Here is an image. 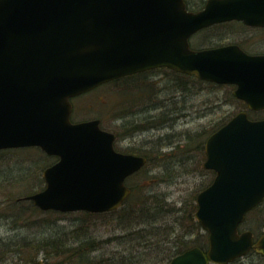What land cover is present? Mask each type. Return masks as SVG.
Returning <instances> with one entry per match:
<instances>
[{"label":"water","instance_id":"95a60500","mask_svg":"<svg viewBox=\"0 0 264 264\" xmlns=\"http://www.w3.org/2000/svg\"><path fill=\"white\" fill-rule=\"evenodd\" d=\"M264 25V0H209L191 12L184 0H0V149L38 146L58 160L46 186L24 197L42 210L105 212L130 195L126 179L147 157L116 150L100 119L72 122L71 97L157 67L196 73L264 108V55L236 46L192 50L189 37L230 19ZM203 166L216 175L197 195V220L209 247L194 246L167 264H228L264 233H238L264 198V118L236 113L206 140ZM25 264H47L43 259Z\"/></svg>","mask_w":264,"mask_h":264},{"label":"rangeland","instance_id":"374dc122","mask_svg":"<svg viewBox=\"0 0 264 264\" xmlns=\"http://www.w3.org/2000/svg\"><path fill=\"white\" fill-rule=\"evenodd\" d=\"M257 41L249 46L254 50L264 51V42H260L264 40ZM124 78L104 83L73 98L74 111L71 118L73 121L99 118L102 128L116 134L115 146L122 152L140 154L137 150L150 151L146 152L151 155L150 160L146 156L147 162L139 170L140 174L130 176L131 182L127 181V184H132L137 189L146 185L144 190L152 188L162 196L168 193V201H175L176 206H181L183 200L192 197L196 192L198 194L214 179L216 172L203 166L206 152L205 148L202 151V144H206L214 127L242 111L241 106L235 101L228 86L189 81L187 77L183 78L169 68H157ZM249 114L253 119L264 118V110L250 111ZM158 121L160 123L156 124ZM131 123L141 124L142 129L131 132ZM188 132H191L192 139L187 142ZM53 160L41 154L38 149L0 151V204L12 195L8 194L10 192L15 193L16 198L20 196L19 199L28 200L23 198L43 189L46 186L43 171ZM164 169L165 174L176 172L181 175L157 181L156 175L161 174ZM14 177L17 178L16 186L10 183ZM194 202L197 203V195ZM49 211L53 210H42L33 216L31 214L29 220L25 219L28 213H23L18 221L12 220L16 218L11 213H0V241L3 242L2 240L8 239L15 232L25 235L39 234L45 230L41 227L35 228L34 222L42 220H46V224L55 222L59 227L68 228L79 216L78 212H81ZM171 219L172 216L168 221ZM195 219L197 220L196 216ZM114 222L113 218L97 219L91 229L100 237H107L115 231H121ZM263 229L264 201L248 214L241 231L251 230L257 239ZM199 231L208 240L206 229L200 228ZM37 259L46 262L42 255ZM21 263L20 256L10 250L0 255V264ZM230 264H264V256L253 249Z\"/></svg>","mask_w":264,"mask_h":264},{"label":"trees","instance_id":"16d2710c","mask_svg":"<svg viewBox=\"0 0 264 264\" xmlns=\"http://www.w3.org/2000/svg\"><path fill=\"white\" fill-rule=\"evenodd\" d=\"M171 72L183 76V78L187 77L189 81L210 84L174 70ZM226 121L214 127L211 133ZM159 123L160 121L156 122V124ZM141 126V124L131 123V132L141 130ZM190 133L188 132L187 142L192 139ZM204 144L203 142L201 148L203 152ZM31 149H38L41 154L55 160L54 156L47 155L36 147L23 148L22 150ZM137 151L140 154L143 152L142 155L147 156L150 160L151 155L146 153L150 151ZM165 171L164 169L161 174L156 175L157 181L181 175L176 172L165 174ZM139 174L140 171L136 172V175ZM132 177H129L127 181L131 182ZM16 180L17 178L14 177L10 182L12 186H16ZM129 187L132 190L131 194L120 208L109 212H78L77 216H79L75 218V224L73 223L68 228L59 227L55 222L46 224V220L34 222L35 228L41 227L45 231L28 235L15 232L8 239L0 241V255L10 250L20 256L21 264L36 260L40 255L45 258L48 264H164L163 262L170 261L175 255L192 246L208 248L206 235L199 231L203 227L195 219L197 203L194 200L197 192L192 197L188 195L189 197L182 201L181 206H176L175 201H168V193L162 196L152 188L144 190L146 185L141 186V189H137L132 184ZM8 194L12 195L2 201L0 213H11L16 218L12 219V216L9 215L13 221H18L23 213H28L25 219L29 220L31 214L33 216L42 212L31 200H19L20 196L16 198L13 192ZM3 204L8 206H3ZM3 209L5 210L3 211ZM49 213H56V211H49ZM170 216L172 219L168 221ZM108 218H113L114 225L121 231H115L107 237H100L91 227L94 226V221L97 219L106 220ZM76 222L80 226H76Z\"/></svg>","mask_w":264,"mask_h":264},{"label":"flooded vegetation","instance_id":"af4514ba","mask_svg":"<svg viewBox=\"0 0 264 264\" xmlns=\"http://www.w3.org/2000/svg\"><path fill=\"white\" fill-rule=\"evenodd\" d=\"M184 1L186 4V9L188 11L199 12L205 9L206 4L208 3L209 0H184ZM257 40H264V25H253L250 23H246L244 20L234 18L226 21L212 23L210 25L200 28L189 37V46L190 49L192 50H204V49H214L224 46H236L240 48L242 51H244L246 54L251 56L264 55V51L254 50L252 49V47L249 46L250 44L256 42ZM260 42H264V41H260ZM174 71L181 73L183 75L195 77L199 80L206 81L214 85H220L223 87L228 86L232 90V94L235 97L234 98L235 101L239 102L238 104L241 106L240 110L242 111L264 110V108L261 109L251 108L245 99L237 97L234 93V91L238 87L236 83H218V82L202 79L196 73H187L177 70ZM256 207H254L251 211H253ZM250 212H248V214ZM248 214L246 215L245 220L239 226L240 232L242 225L246 222Z\"/></svg>","mask_w":264,"mask_h":264}]
</instances>
